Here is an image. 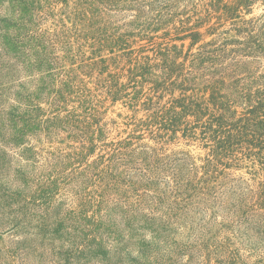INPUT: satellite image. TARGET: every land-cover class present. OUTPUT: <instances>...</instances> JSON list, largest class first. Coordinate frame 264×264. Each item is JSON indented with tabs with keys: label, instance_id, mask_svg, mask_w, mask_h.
<instances>
[{
	"label": "trees",
	"instance_id": "obj_1",
	"mask_svg": "<svg viewBox=\"0 0 264 264\" xmlns=\"http://www.w3.org/2000/svg\"><path fill=\"white\" fill-rule=\"evenodd\" d=\"M256 1L0 0V231L32 235L7 254L23 264H52V249L67 264H183L182 255L198 250L172 235L159 210L164 197L130 202L126 185L149 189L165 178L188 200L203 189L216 199L224 170L246 158L260 180L241 187L230 210L254 222L264 242V72L249 67L264 58V20L243 19ZM70 8L82 23L75 32L64 23ZM126 14L133 20L119 24ZM226 22L243 40L205 41ZM137 37L146 44L134 48ZM109 101L145 112L122 140L110 138ZM179 132L203 142V164L164 152ZM146 134L156 146L141 142ZM33 139L68 144L44 156ZM78 163L86 165L80 189L96 180L102 190L70 218L55 217L74 226L68 240L58 229L52 243V193L67 179L58 175Z\"/></svg>",
	"mask_w": 264,
	"mask_h": 264
},
{
	"label": "rangeland",
	"instance_id": "obj_2",
	"mask_svg": "<svg viewBox=\"0 0 264 264\" xmlns=\"http://www.w3.org/2000/svg\"><path fill=\"white\" fill-rule=\"evenodd\" d=\"M200 4L205 3L206 0H195ZM74 9L70 8L67 15L64 17V23L67 24L68 28L75 32L77 29L82 28V23H79L77 19L74 18L70 12ZM246 11V10H245ZM262 17L264 20V1L258 0L250 7V12H245L243 19H251ZM58 19V18H57ZM63 19V18H62ZM119 24L130 22V14H126L123 18H118ZM196 17H193L192 22H195ZM216 18H213L210 25L215 24ZM48 25H52V31L54 29H61V24L58 21L52 19ZM209 24L201 28L202 32L210 26ZM76 26L78 28H76ZM241 26V24H240ZM234 26L230 22H226L223 26H220L217 33L207 36L205 41H210L213 38H217L220 42L225 40H243V34H239L237 30L233 29ZM162 34V32H159ZM138 40L134 44V48H138L141 45L146 44L147 39ZM161 41V39H159ZM190 40L186 41V50ZM232 46V45H230ZM233 47V46H232ZM198 48H194L193 51H197ZM146 54L153 56V51L149 50ZM252 62L249 67L252 69L260 70V73L264 72V58H258L257 60H250ZM70 66H68L69 68ZM94 84V82L90 83ZM145 91H148V86ZM180 91H176L175 96L178 97ZM171 97L170 93L165 94L163 98V103L166 102ZM107 107V120L112 121L110 126V138L116 140H122L126 138L134 129L133 122L138 121L141 117L145 116L144 111L135 113L133 108L126 105L124 102L119 101L116 104H112L111 101L106 103ZM132 123V124H130ZM183 133H178V139L168 140L165 146V153L169 155H175L177 158H185L188 162L192 161L196 164H203V159L206 157L208 149L204 148V144L201 140H189L182 137ZM142 143H148L149 145L156 146V144L150 140L148 134L145 135ZM33 143L37 148H41L42 154L46 156L47 150L56 151L58 148H64L68 144V140H62L61 142L49 143L42 142L38 143L33 139ZM16 156V155H15ZM17 157V156H16ZM45 159V158H44ZM95 159L93 157L91 160ZM24 163L26 161L23 160ZM43 164L46 161L43 160L40 163V168H44ZM258 165H254L249 159H244L240 162L239 166H233L226 168L224 170L227 177L224 187L218 189L216 194L217 198L214 199L210 196L205 195L207 190L200 192H190L191 199L188 200L185 194H177L173 192L172 187L166 182L168 179H162L156 181V187L152 186L149 189L143 186L135 185L137 190H133L130 186L126 185V188L130 191L127 195L130 198V202H135L137 199H145L148 202L154 200V196L164 197V205L160 207L159 210L163 214L168 215V219H171V224H173L176 232L172 234L176 240L183 244L192 245L193 248H197L198 252H191L193 257L190 256V252L182 255L180 258V263L183 264H216V259H229L224 261L223 264H231V258L234 253L236 255L233 257L235 260L234 264H264V242L261 240L259 235L256 233V224L253 223H243L238 221V217L230 210L236 203L239 196L241 187L250 186L253 187L257 184L259 177L252 173L253 168ZM86 167L85 164L80 165V163L69 168L63 174L58 176H64L67 178L65 182L59 184L58 190L52 193V243L55 242V234L59 229L60 233H63L64 239H69L70 233L73 232V222L70 218L71 212L77 213L82 209V203L89 200L90 198H99L102 188L98 185L100 181H94L89 188L84 192L80 189L82 175L80 172ZM70 175L74 179L68 178ZM202 175V173H201ZM63 179V178H62ZM136 178L133 179L135 181ZM223 176L218 178L221 181ZM143 183H147L146 180ZM217 181L211 184H216ZM202 185V184H201ZM154 190H157L155 192ZM90 193L91 196L87 194ZM86 198V200L84 199ZM68 217L64 221H57L56 216ZM255 228V229H254ZM32 232H34L32 230ZM15 232L0 231V249L5 256V261L1 264H23L18 258V255L7 254V250H15V248L20 247L16 242L23 241L32 235H22L15 236ZM199 243L207 244L206 247L212 250L213 256H206L204 248L200 247ZM203 250V251H202ZM194 251V250H193ZM131 255H137L133 252ZM62 258V259H61ZM60 260V261H59ZM67 264L63 257H59L57 252L52 249V264ZM71 264H79L78 260Z\"/></svg>",
	"mask_w": 264,
	"mask_h": 264
}]
</instances>
